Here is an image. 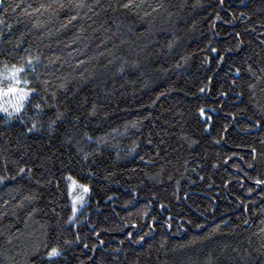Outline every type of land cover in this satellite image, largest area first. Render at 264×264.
<instances>
[{
	"label": "trees",
	"instance_id": "1",
	"mask_svg": "<svg viewBox=\"0 0 264 264\" xmlns=\"http://www.w3.org/2000/svg\"><path fill=\"white\" fill-rule=\"evenodd\" d=\"M2 75L0 264H264V0H0Z\"/></svg>",
	"mask_w": 264,
	"mask_h": 264
},
{
	"label": "rangeland",
	"instance_id": "2",
	"mask_svg": "<svg viewBox=\"0 0 264 264\" xmlns=\"http://www.w3.org/2000/svg\"><path fill=\"white\" fill-rule=\"evenodd\" d=\"M0 79L9 81L10 79L13 80V77L2 75ZM14 82L13 80L12 83L9 82L6 86H0V114L12 116L18 113L32 93V90L26 85H22L18 81ZM73 192H75L73 193V199L76 206L75 213H77L86 202L85 195L87 193V187L77 189L76 184H73Z\"/></svg>",
	"mask_w": 264,
	"mask_h": 264
},
{
	"label": "snow or ice",
	"instance_id": "3",
	"mask_svg": "<svg viewBox=\"0 0 264 264\" xmlns=\"http://www.w3.org/2000/svg\"><path fill=\"white\" fill-rule=\"evenodd\" d=\"M13 91H15V89H13ZM57 252V250L56 249H53L52 250V253H50V254H55Z\"/></svg>",
	"mask_w": 264,
	"mask_h": 264
}]
</instances>
